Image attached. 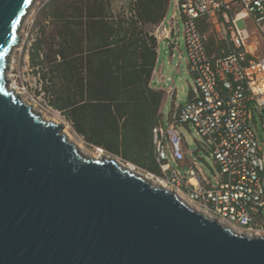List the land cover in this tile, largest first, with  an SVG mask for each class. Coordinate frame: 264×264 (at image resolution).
<instances>
[{"label": "water", "instance_id": "95a60500", "mask_svg": "<svg viewBox=\"0 0 264 264\" xmlns=\"http://www.w3.org/2000/svg\"><path fill=\"white\" fill-rule=\"evenodd\" d=\"M35 0H0V264H264L237 234L123 168L85 158L9 88Z\"/></svg>", "mask_w": 264, "mask_h": 264}, {"label": "built area", "instance_id": "2783aa9c", "mask_svg": "<svg viewBox=\"0 0 264 264\" xmlns=\"http://www.w3.org/2000/svg\"><path fill=\"white\" fill-rule=\"evenodd\" d=\"M178 12L184 19L187 61L196 88L189 101L173 112L167 128L153 130L160 174L132 164L130 169L146 173L157 187L175 193L191 209L223 227L264 238V150L253 128L257 116L264 127V55L248 59L250 35L238 27L241 19L251 18L264 36V0H176L170 27L162 23L157 38L178 45ZM201 20L219 25L227 55L209 54L198 26ZM190 124L204 139V148L218 169L213 181L198 167L179 131ZM148 176L141 177L149 181Z\"/></svg>", "mask_w": 264, "mask_h": 264}, {"label": "trees", "instance_id": "16d2710c", "mask_svg": "<svg viewBox=\"0 0 264 264\" xmlns=\"http://www.w3.org/2000/svg\"><path fill=\"white\" fill-rule=\"evenodd\" d=\"M171 0H130L116 12L112 0H51L45 19L54 29L29 50L51 108L74 132L99 148L153 174H160L153 130L163 126L165 93L152 87ZM203 35L214 26L201 20ZM210 55L228 54L225 40L206 39ZM248 59H251L248 56Z\"/></svg>", "mask_w": 264, "mask_h": 264}, {"label": "rangeland", "instance_id": "374dc122", "mask_svg": "<svg viewBox=\"0 0 264 264\" xmlns=\"http://www.w3.org/2000/svg\"><path fill=\"white\" fill-rule=\"evenodd\" d=\"M51 0H35L25 17L20 29L21 42L13 50L11 54L10 69L7 72L9 86L19 93L21 100L33 107V110L41 114L42 120L50 121L55 124H63L64 134L68 141L77 146L79 152L85 158L101 159L106 154L100 153L96 148L88 146L82 137L77 135L70 123L63 115L51 108L47 97L41 90L42 82L38 74L33 71L30 64L29 50L32 44L40 37L42 28H46L47 34H50L53 29V23L45 19V15L50 9L47 6ZM130 0H112L113 8L116 12L128 8ZM176 11V0H171L167 18L164 22L166 27H170V22ZM240 30H247L250 35V40L247 42L249 46V56L251 59L259 58L264 55V36L260 29L256 26L251 18L241 19L238 22ZM155 29V33L157 32ZM184 19L180 12L177 14V25L175 38L178 39V45L173 44L171 40L159 37L160 53L157 63V70L154 79L155 87L160 88L165 93L163 105V127L167 128L170 124L173 112L181 105H185L192 92L195 90L194 75L190 72L187 61V49L184 37ZM210 35H214L217 40H221V28L218 24L210 28L205 33L208 40ZM26 101V102H25ZM44 118V119H43ZM48 121V122H49ZM257 135V141L261 149L264 150V127L257 116V124L253 126ZM180 133L185 137L187 149L194 152V157L198 167H200L205 175L213 181L214 175L217 173V168L214 165L213 158L210 153L204 148V139L198 134L194 125L179 127ZM109 156V155H107ZM123 168H131V163H126L120 158L113 157ZM131 170V169H130ZM135 174L139 176L148 175L141 170H136ZM149 182L157 186V182L149 177Z\"/></svg>", "mask_w": 264, "mask_h": 264}, {"label": "crops", "instance_id": "0c3cea01", "mask_svg": "<svg viewBox=\"0 0 264 264\" xmlns=\"http://www.w3.org/2000/svg\"><path fill=\"white\" fill-rule=\"evenodd\" d=\"M160 43H161V42H160ZM159 53H160V50H159ZM156 70H157V68H156ZM156 70H155V73H154V76H153L152 87H153L154 89L161 90L160 88L155 87V84H154V79H155V75H156ZM163 105H164V103H163ZM162 114H163V107H162Z\"/></svg>", "mask_w": 264, "mask_h": 264}, {"label": "bare ground", "instance_id": "6f19581e", "mask_svg": "<svg viewBox=\"0 0 264 264\" xmlns=\"http://www.w3.org/2000/svg\"><path fill=\"white\" fill-rule=\"evenodd\" d=\"M9 88L11 89V90H13V88L11 87V85L9 86ZM15 94H18L17 92H15ZM26 102V101H25ZM29 105V104H28ZM44 119V118H43ZM49 121V120H48ZM131 171H133V170H131Z\"/></svg>", "mask_w": 264, "mask_h": 264}]
</instances>
